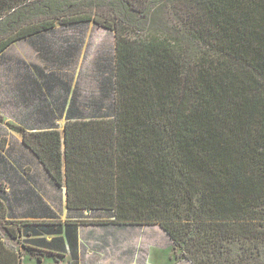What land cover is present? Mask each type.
I'll return each instance as SVG.
<instances>
[{
  "label": "trees",
  "instance_id": "obj_1",
  "mask_svg": "<svg viewBox=\"0 0 264 264\" xmlns=\"http://www.w3.org/2000/svg\"><path fill=\"white\" fill-rule=\"evenodd\" d=\"M88 22L115 34L113 102L85 107L68 84L35 109L37 127H15L65 188L68 217L38 203L7 220L9 237L39 260L63 258L66 239L76 263L80 224H158L191 264H264V0H0V56ZM18 75L28 101L25 80L41 83ZM51 75L49 89L64 83ZM0 264H24L1 234Z\"/></svg>",
  "mask_w": 264,
  "mask_h": 264
},
{
  "label": "rangeland",
  "instance_id": "obj_2",
  "mask_svg": "<svg viewBox=\"0 0 264 264\" xmlns=\"http://www.w3.org/2000/svg\"><path fill=\"white\" fill-rule=\"evenodd\" d=\"M114 58V31L93 22L68 26L57 24L53 30H47L42 34L14 42L0 56V151H5L7 154L8 147H15L12 135L20 134L15 128L16 126L22 127L23 124L28 126L41 123L45 114L35 109L42 102L44 105L41 106L53 107L56 103L62 102L69 93H78L79 98L86 105L85 107H93V102L98 100L107 101V104H111L114 96ZM37 68L43 70V76L39 74ZM20 71L37 78L41 83L40 88L32 91L34 85H31V80L29 78L25 80L29 81V86L23 83L28 89L26 94L31 96L28 101L22 100L19 92L18 82L21 77L18 72ZM52 72L61 77L64 83L60 82L57 86L49 89L48 84L52 82L50 80L52 79ZM44 82L49 83L45 84ZM57 123L62 128L65 119L60 118ZM27 166L31 168L33 166L30 159H28ZM4 184L0 189V195H3ZM55 193L51 191L52 196ZM51 201L57 210L63 211L64 202L62 198L57 199L53 196ZM7 220V217L2 215L0 210V234L8 241L9 245L12 244L19 248L25 238L11 240L6 231L10 225ZM94 231L100 234L103 229L93 228ZM134 231H138L143 237L137 252L139 259L144 261L147 258L149 254L147 250H150L151 254H155V256L162 255V259L159 260L161 261L160 264L164 260L165 253L172 254L174 263L180 259L177 258L180 248L177 251H173L172 247V250L168 248L170 247L169 236L159 226L137 227L134 228ZM94 241L92 250L87 253L89 255L87 259L94 260L102 257L98 245L99 240ZM121 251L120 246L113 253L118 256ZM176 264L191 263L182 260Z\"/></svg>",
  "mask_w": 264,
  "mask_h": 264
},
{
  "label": "crops",
  "instance_id": "obj_3",
  "mask_svg": "<svg viewBox=\"0 0 264 264\" xmlns=\"http://www.w3.org/2000/svg\"><path fill=\"white\" fill-rule=\"evenodd\" d=\"M69 97H71V93L69 94ZM60 118H64L66 122V111L64 112L63 116L59 117L58 119ZM58 126L60 128V125ZM23 127L28 129L29 127H37V125L33 124L27 126L23 124ZM60 129L63 130L64 125ZM12 136L13 141H15V147H8L7 154L5 151H0V167L4 168L5 170H3L5 173H0V183H5V188L3 187L4 190L2 196L7 210V219L21 220L25 218H33L34 215H32V213L28 211V208L38 206V203L43 208L47 207V211L51 210L55 212L56 215H59L62 219H66L68 217V209L66 206L65 188L60 189L56 186L51 176L44 168L43 164H41L37 160V158L34 157V155L23 143L21 133H15V135ZM28 159H30L31 163L33 164L29 172H27ZM32 175L34 176V178L31 177ZM51 191L56 192L53 195L55 196V198H62L64 202L63 211H59V209L57 210L56 206L52 203L51 199L53 196L51 195ZM31 192H33V194H31ZM38 215H40L41 217H46V215L49 214L43 212L42 209L38 212ZM154 225L159 226L158 224ZM143 226L151 225L119 226L112 224H80L78 228V260L76 263L73 262L74 260L66 239H64V241L62 242V244H64L67 248V254L63 258L42 257V259L39 260L35 256L30 255L26 251V249H24L22 244H20L19 247L23 252L24 264H133L134 262L135 264H160L161 261L159 260L162 259V255L155 256V254H151L150 250H147L149 254L144 261L143 259H139L138 257L137 252L140 248L143 237L138 231H134V228ZM93 228H102L103 231L98 234L95 231L93 232ZM42 235L47 239H52L55 234L43 233ZM59 235L64 236L63 233ZM20 238H25V236L21 235ZM94 240H99L98 245L100 246L102 257H99V259L96 258L94 260L87 259L89 257V255L87 254L88 251L92 250L91 248L95 244ZM88 245L90 247H87ZM120 246L122 250L120 253L121 255L119 254L118 256H115V253L113 252L116 248H120ZM171 247L173 249V244L170 240V247L168 248L171 249ZM83 248L86 251L85 253ZM182 260L188 261L186 259L180 258L174 263L172 254L165 253L164 260L161 264H176L177 262L180 263V261Z\"/></svg>",
  "mask_w": 264,
  "mask_h": 264
}]
</instances>
